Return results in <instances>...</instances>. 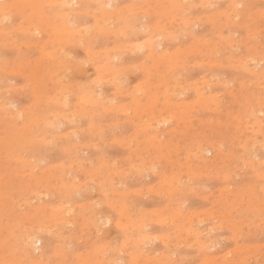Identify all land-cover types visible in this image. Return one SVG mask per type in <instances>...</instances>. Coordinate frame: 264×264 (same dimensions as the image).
Here are the masks:
<instances>
[{
    "label": "rangeland",
    "instance_id": "1",
    "mask_svg": "<svg viewBox=\"0 0 264 264\" xmlns=\"http://www.w3.org/2000/svg\"><path fill=\"white\" fill-rule=\"evenodd\" d=\"M67 1L0 0V264H264V0Z\"/></svg>",
    "mask_w": 264,
    "mask_h": 264
},
{
    "label": "bare ground",
    "instance_id": "2",
    "mask_svg": "<svg viewBox=\"0 0 264 264\" xmlns=\"http://www.w3.org/2000/svg\"><path fill=\"white\" fill-rule=\"evenodd\" d=\"M73 1L74 0H69V1H67V2H65L63 5H70V4H72L73 3ZM6 12V11H5ZM170 19H171V17H170ZM181 23H183V22H181ZM136 26V25H135ZM118 31V30H117ZM121 31V30H120ZM176 31V30H175ZM59 34H61V32H59ZM149 38V37H148ZM180 38V37H179ZM152 41H153V39H151ZM150 42V41H149ZM148 42V43H149ZM156 42V41H155ZM150 44V43H149ZM129 47V46H128ZM132 48V47H131ZM120 49V48H119ZM121 50V49H120ZM131 50V49H130ZM133 50V49H132ZM164 53V52H163ZM166 53V52H165ZM171 53V52H170ZM174 54V53H173ZM173 54H170V55H173ZM157 55V54H156ZM174 56V55H173ZM164 59H165V57H164V55L162 56ZM161 57V58H162ZM169 57H172V56H169ZM175 57H177V56H175ZM162 58V59H163ZM143 60V59H142ZM140 66V65H139ZM181 66V65H180ZM156 71V70H155ZM150 76V75H149ZM97 77V76H96ZM148 78H150V77H148ZM148 78H146V79H148ZM158 80V79H157ZM105 81V80H104ZM97 82H99V81H97ZM139 83V82H138ZM174 93V92H173ZM164 96V95H163ZM202 97V96H201ZM132 98V97H131ZM159 98V97H158ZM164 98V97H163ZM166 100V99H165ZM170 100V99H169ZM167 102V101H166ZM214 102V101H213ZM61 103V102H60ZM64 103V102H63ZM138 103V102H137ZM136 103V104H137ZM164 103V102H163ZM215 103V102H214ZM62 104V103H61ZM65 104V103H64ZM180 104V103H179ZM63 105V104H62ZM168 105V104H167ZM180 106V105H179ZM182 106V105H181ZM184 106H186V105H184ZM82 107H84V106H82ZM108 108V107H107ZM165 108V107H164ZM180 110V109H179ZM178 110V111H179ZM109 111V110H108ZM160 112V111H159ZM191 112V111H190ZM260 114V113H259ZM159 115V114H158ZM185 115V114H184ZM171 117V116H170ZM180 118V117H179ZM164 120V119H163ZM169 120V119H168ZM167 120V121H168ZM180 121V120H179ZM248 121V120H247ZM253 122V121H252ZM167 123V122H166ZM52 125V124H51ZM264 125V124H263ZM257 126V125H256ZM250 127V126H249ZM161 137V136H160ZM259 146V145H258ZM218 147V146H217ZM202 152H203V150H202ZM194 153V152H193ZM204 153V152H203ZM206 153H207V151H206ZM153 167V166H152ZM153 170V169H152ZM119 173V172H118ZM170 179V178H169ZM163 182V181H162ZM165 182H167V181H165ZM82 183V182H81ZM226 187V186H225ZM262 188V187H261ZM74 189H76V188H74ZM220 189V188H219ZM226 189H227V187H226ZM194 190V189H193ZM213 193V192H212ZM22 204V203H21ZM28 205V204H27ZM84 205V204H83ZM23 206V205H22ZM60 208V207H59ZM63 208V207H62ZM61 208V209H62ZM238 210V209H237ZM165 219H167V218H165ZM101 221V220H100ZM166 221V220H165ZM160 222V221H159ZM66 224V223H65ZM99 224V223H98ZM69 225V224H68ZM101 226V225H100ZM103 226V225H102ZM97 230V229H96ZM99 233V232H98ZM38 240V239H37ZM37 240H35V241H32V240H30L29 238H28V241H27V244H28V246L31 248V249H33V250H35V244H38V241ZM25 241V240H24ZM171 241V240H170ZM37 242V243H36ZM63 244V243H62ZM61 244V245H62ZM61 245H59V246H61ZM68 246V245H67ZM190 246H191V244H190ZM69 253V252H68ZM30 255V254H29Z\"/></svg>",
    "mask_w": 264,
    "mask_h": 264
}]
</instances>
